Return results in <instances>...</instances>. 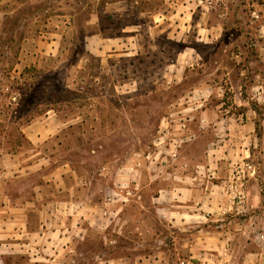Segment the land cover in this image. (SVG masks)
Wrapping results in <instances>:
<instances>
[{"label": "rangeland", "instance_id": "1", "mask_svg": "<svg viewBox=\"0 0 264 264\" xmlns=\"http://www.w3.org/2000/svg\"><path fill=\"white\" fill-rule=\"evenodd\" d=\"M102 1L0 38V264L264 255V0Z\"/></svg>", "mask_w": 264, "mask_h": 264}, {"label": "crops", "instance_id": "2", "mask_svg": "<svg viewBox=\"0 0 264 264\" xmlns=\"http://www.w3.org/2000/svg\"><path fill=\"white\" fill-rule=\"evenodd\" d=\"M42 0H0V38L2 36L6 35V25H7V21L9 18H12L16 13H18L23 7L28 6L30 4H34L36 2H41ZM104 2V1H102ZM197 0H167V3L170 4L171 6L175 5V6H182L184 8H191L193 7L194 4H196ZM199 2L203 3V0H199ZM125 3H129V1L127 0H108L106 2H104L103 4V9H104V13H111V9H116L119 5V7L124 6ZM136 4H139L136 1ZM128 6V4H127ZM144 8V7H142ZM140 14L141 15H145L148 14L152 15V17H154L157 14H150L151 12H147L146 10L140 9ZM162 15V14H160ZM164 16V15H163ZM22 18V17H21ZM25 20L22 23V21L19 22V24H25ZM176 207V204H174ZM183 209L182 210H176V208H171L169 209V213L168 216H170L171 218H175V216L179 215V218L181 216V218L185 219L186 214L188 216H190V212H189V208L190 206H187V204H184L183 206H180ZM202 208V207H201ZM197 209V208H196ZM203 209V208H202ZM199 210V209H197ZM181 221L182 224H184L183 226H185V224H187L188 220L185 219V221L182 219ZM172 223L174 224V221L172 219ZM175 225V224H174ZM15 244H12V246H14ZM22 246L24 247H30L31 243L30 242H24L22 243ZM58 258L59 257H54V258H45L44 260H46V262H51V264H58ZM33 260H37L34 259ZM201 262H199L200 264H218L219 261L222 263V260H219L218 257H212V258H208V257H202ZM239 261L241 262V264H264V255L261 254H249L246 255L244 257H242L241 259H239ZM138 263H142L141 260ZM136 264V263H135Z\"/></svg>", "mask_w": 264, "mask_h": 264}]
</instances>
